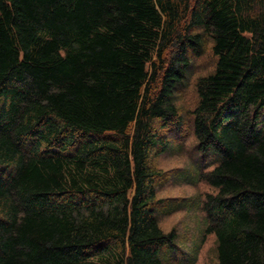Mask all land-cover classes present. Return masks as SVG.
<instances>
[{
	"label": "trees",
	"instance_id": "obj_1",
	"mask_svg": "<svg viewBox=\"0 0 264 264\" xmlns=\"http://www.w3.org/2000/svg\"><path fill=\"white\" fill-rule=\"evenodd\" d=\"M182 127L202 163L177 179L215 190L193 260L212 235L264 264V0H0V264L175 263L160 219L197 202L154 163Z\"/></svg>",
	"mask_w": 264,
	"mask_h": 264
},
{
	"label": "rangeland",
	"instance_id": "obj_2",
	"mask_svg": "<svg viewBox=\"0 0 264 264\" xmlns=\"http://www.w3.org/2000/svg\"><path fill=\"white\" fill-rule=\"evenodd\" d=\"M212 54L208 53L199 60H196L194 66L195 77L192 86L183 94V99L180 102L181 106L188 111H193L197 102V95L194 88V82L197 77L206 75L213 69V63L210 62ZM166 137L179 146V149H173L171 152L163 154L155 160V165L161 170L170 173L169 180L164 181L163 186L159 189V198L163 199H190L194 198L196 207L194 210L179 211L173 215L163 217L160 219V226L165 232L174 229L179 236L178 253L179 259L175 263L165 264H217L215 237L209 235L197 252L196 258L193 260V253L191 249L195 244H199L203 229L202 220L204 214L200 212V204L205 200L206 195L214 194L215 190L209 187L206 183L201 181H193L191 184L181 182L180 179L187 178L186 174L196 173L198 166H200L201 155L195 149V141L192 133H188L186 127H182L180 133L176 134L174 131L166 132ZM210 168V167H209ZM201 169V168H200ZM188 170V171H187ZM203 170V169H201ZM207 170V169H206ZM205 171V170H204ZM179 175V176H178ZM177 176L180 178L177 179ZM180 180V181H179ZM162 181L154 182L157 186ZM161 185V184H160ZM199 202V203H198Z\"/></svg>",
	"mask_w": 264,
	"mask_h": 264
}]
</instances>
